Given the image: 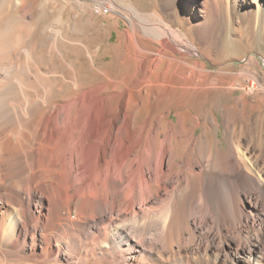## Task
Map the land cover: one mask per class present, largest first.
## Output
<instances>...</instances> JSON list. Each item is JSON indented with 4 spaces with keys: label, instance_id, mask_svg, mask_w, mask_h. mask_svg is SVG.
Returning a JSON list of instances; mask_svg holds the SVG:
<instances>
[{
    "label": "bare ground",
    "instance_id": "bare-ground-1",
    "mask_svg": "<svg viewBox=\"0 0 264 264\" xmlns=\"http://www.w3.org/2000/svg\"><path fill=\"white\" fill-rule=\"evenodd\" d=\"M39 1L0 0V264H264L257 78L210 52L264 0Z\"/></svg>",
    "mask_w": 264,
    "mask_h": 264
},
{
    "label": "rangeland",
    "instance_id": "rangeland-1",
    "mask_svg": "<svg viewBox=\"0 0 264 264\" xmlns=\"http://www.w3.org/2000/svg\"><path fill=\"white\" fill-rule=\"evenodd\" d=\"M41 1H45V6L47 8L51 6L48 0ZM135 1L140 6L143 5L142 7L149 8L147 0ZM99 19L101 20V17L98 16L96 20L98 21ZM43 20L45 23H47V21L51 20V18L44 17ZM102 21L106 23V25H110L112 19H105ZM214 22H216V20ZM116 33V30L113 29L111 41L115 40L117 36ZM210 46V52L212 53V55H217V57H219V62H222V60L224 59L228 60V63L224 65L226 68H230L235 72L242 68H248L249 70L254 72L257 80L255 81L252 77L248 76L245 82V85H247L246 101L248 104L253 105L251 106L252 109L249 112L250 118L259 116L263 118L264 122V25L259 28L255 25L254 22L248 19L243 20L241 18L235 17L233 18L232 25L229 28V33L221 35L217 39L215 38ZM252 56L256 61H254V63H250L248 60ZM207 62L210 69L217 70L219 68V66L216 65L215 62L214 64H211L209 60ZM112 67H117V65L115 64ZM81 68L82 74H85L87 72V74L92 73V71H90L88 67L82 66ZM250 83L254 84L255 86L253 88H249L248 86ZM240 93V89H236L231 95H227L225 100L227 102H231L233 101L234 97ZM212 100L213 102L211 103L218 101L216 96ZM206 106L208 108L209 104H207ZM219 114L217 115L220 117ZM222 131L223 130L220 129V136L222 134Z\"/></svg>",
    "mask_w": 264,
    "mask_h": 264
}]
</instances>
